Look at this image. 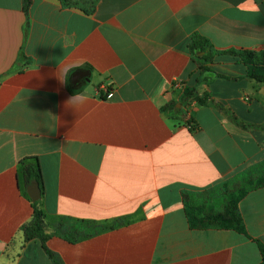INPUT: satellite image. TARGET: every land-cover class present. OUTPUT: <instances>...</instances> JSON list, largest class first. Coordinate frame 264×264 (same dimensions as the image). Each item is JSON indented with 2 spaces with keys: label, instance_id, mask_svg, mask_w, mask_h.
<instances>
[{
  "label": "crops",
  "instance_id": "obj_1",
  "mask_svg": "<svg viewBox=\"0 0 264 264\" xmlns=\"http://www.w3.org/2000/svg\"><path fill=\"white\" fill-rule=\"evenodd\" d=\"M193 33L262 47L264 0H0V264L260 263L264 185L238 202L250 238L187 222L182 189L264 162V83L222 54L211 67L224 76L197 84ZM82 68L88 81L72 83ZM28 163L41 173L44 244L22 231ZM77 220L100 229L70 240Z\"/></svg>",
  "mask_w": 264,
  "mask_h": 264
},
{
  "label": "trees",
  "instance_id": "obj_2",
  "mask_svg": "<svg viewBox=\"0 0 264 264\" xmlns=\"http://www.w3.org/2000/svg\"><path fill=\"white\" fill-rule=\"evenodd\" d=\"M60 1L63 6L76 5L75 0ZM28 3L29 0H24L25 10H27ZM188 47L200 70L197 84H208L214 77L224 76L211 67L214 57L222 54L237 57L246 66V78L253 79L258 83H264V46L258 48H218L205 36L193 33L190 36ZM200 52L202 53L199 54ZM228 78L236 80L239 77ZM183 93L186 97L194 99L199 105L207 102L208 94L204 92L203 96H198L195 87H187ZM163 109H168L169 115L172 118H178L170 113L174 109L173 105L168 104ZM256 127L264 130V123L256 125ZM23 173L27 184L33 182L41 183V173L38 163L24 164ZM262 185H264V162L248 171L235 175L229 180L206 189H182L181 197L189 227L194 229H230L250 238L240 213L238 202L248 191ZM38 202V200L32 201V218L23 225L22 231L25 240L39 239L44 244L48 234L45 228V213L39 207ZM66 226L67 231L73 236L70 240H74L78 236L92 235L100 229V226L88 225V223L84 224L81 220L71 222L66 224ZM253 240L256 242L261 255L259 264H264V243L259 239ZM48 253L53 256L51 252L48 251Z\"/></svg>",
  "mask_w": 264,
  "mask_h": 264
},
{
  "label": "water",
  "instance_id": "obj_3",
  "mask_svg": "<svg viewBox=\"0 0 264 264\" xmlns=\"http://www.w3.org/2000/svg\"><path fill=\"white\" fill-rule=\"evenodd\" d=\"M200 52L199 54H201ZM89 70L87 69H79L77 71H74L71 75V82L78 84L80 79L82 78L84 81H88L89 79ZM27 193L29 195V198L31 201H37L39 200L41 196V187L39 182H33L27 186Z\"/></svg>",
  "mask_w": 264,
  "mask_h": 264
},
{
  "label": "built area",
  "instance_id": "obj_4",
  "mask_svg": "<svg viewBox=\"0 0 264 264\" xmlns=\"http://www.w3.org/2000/svg\"><path fill=\"white\" fill-rule=\"evenodd\" d=\"M176 87H180V86H177V85H176ZM106 95H107V97H109V96L111 95V92L108 91V90H106Z\"/></svg>",
  "mask_w": 264,
  "mask_h": 264
},
{
  "label": "clouds",
  "instance_id": "obj_5",
  "mask_svg": "<svg viewBox=\"0 0 264 264\" xmlns=\"http://www.w3.org/2000/svg\"><path fill=\"white\" fill-rule=\"evenodd\" d=\"M72 99H73V98H72ZM85 99H86L85 97H81V98H80V102L83 103Z\"/></svg>",
  "mask_w": 264,
  "mask_h": 264
},
{
  "label": "rangeland",
  "instance_id": "obj_6",
  "mask_svg": "<svg viewBox=\"0 0 264 264\" xmlns=\"http://www.w3.org/2000/svg\"><path fill=\"white\" fill-rule=\"evenodd\" d=\"M75 1H76V0H75ZM77 1H78V0H77ZM77 1H76V2H77Z\"/></svg>",
  "mask_w": 264,
  "mask_h": 264
}]
</instances>
